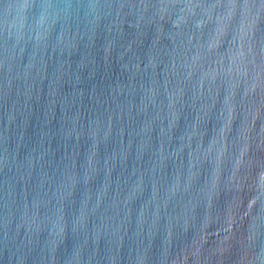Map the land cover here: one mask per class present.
<instances>
[{"label":"water","instance_id":"obj_1","mask_svg":"<svg viewBox=\"0 0 264 264\" xmlns=\"http://www.w3.org/2000/svg\"><path fill=\"white\" fill-rule=\"evenodd\" d=\"M0 264H264V0H0Z\"/></svg>","mask_w":264,"mask_h":264}]
</instances>
